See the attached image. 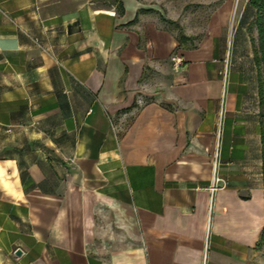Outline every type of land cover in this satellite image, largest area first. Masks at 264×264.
Masks as SVG:
<instances>
[{
  "label": "crops",
  "instance_id": "obj_1",
  "mask_svg": "<svg viewBox=\"0 0 264 264\" xmlns=\"http://www.w3.org/2000/svg\"><path fill=\"white\" fill-rule=\"evenodd\" d=\"M254 17L249 0H0V264H264Z\"/></svg>",
  "mask_w": 264,
  "mask_h": 264
},
{
  "label": "trees",
  "instance_id": "obj_2",
  "mask_svg": "<svg viewBox=\"0 0 264 264\" xmlns=\"http://www.w3.org/2000/svg\"><path fill=\"white\" fill-rule=\"evenodd\" d=\"M249 4L255 8L253 26L256 29V37L251 38L253 48V60L257 68L259 93L261 106L264 104V0H249ZM263 117V114L261 115ZM262 138V171L264 185V117L261 123ZM260 243L264 244V226L261 232Z\"/></svg>",
  "mask_w": 264,
  "mask_h": 264
},
{
  "label": "built area",
  "instance_id": "obj_3",
  "mask_svg": "<svg viewBox=\"0 0 264 264\" xmlns=\"http://www.w3.org/2000/svg\"><path fill=\"white\" fill-rule=\"evenodd\" d=\"M171 63L173 69L177 70L183 63V59L181 56L174 54L171 56ZM218 72L219 75L222 77V79L226 81L229 75V63L225 62L222 69H220ZM224 114H225L224 109L220 108L217 113V120L215 123V130L213 133V151H212L213 175L209 187L211 192H214L217 189L222 188L226 185V179L219 173L220 149L222 144L223 127H224ZM206 260H207L206 254L204 253L202 264H206Z\"/></svg>",
  "mask_w": 264,
  "mask_h": 264
},
{
  "label": "rangeland",
  "instance_id": "obj_4",
  "mask_svg": "<svg viewBox=\"0 0 264 264\" xmlns=\"http://www.w3.org/2000/svg\"><path fill=\"white\" fill-rule=\"evenodd\" d=\"M262 111H263V117H264V104L262 105ZM20 140H21V144L26 145L28 143L27 136H23V134Z\"/></svg>",
  "mask_w": 264,
  "mask_h": 264
}]
</instances>
